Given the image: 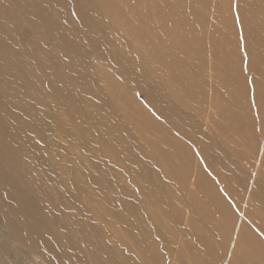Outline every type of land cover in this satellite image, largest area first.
Returning <instances> with one entry per match:
<instances>
[{
    "label": "rangeland",
    "instance_id": "rangeland-1",
    "mask_svg": "<svg viewBox=\"0 0 264 264\" xmlns=\"http://www.w3.org/2000/svg\"><path fill=\"white\" fill-rule=\"evenodd\" d=\"M12 1L0 264H264V0Z\"/></svg>",
    "mask_w": 264,
    "mask_h": 264
},
{
    "label": "bare ground",
    "instance_id": "bare-ground-1",
    "mask_svg": "<svg viewBox=\"0 0 264 264\" xmlns=\"http://www.w3.org/2000/svg\"><path fill=\"white\" fill-rule=\"evenodd\" d=\"M7 1V0H6ZM12 1V0H11ZM11 1H8L7 3L5 2V3H3V5H1L0 6V9H1V14H5V15H9V14H12V13H14V12H16L17 11V9H15L16 8V6L17 5H20V4H17L18 2H11ZM260 1V0H259ZM76 3V2H75ZM83 3V2H82ZM2 4V3H1ZM84 4H85V2H84ZM84 4H83V7H84ZM80 6V5H79ZM248 7H260L259 6V2L256 0V1H254L252 4H250V5H248ZM94 8V7H93ZM93 10V13H94V9H92ZM98 10V9H97ZM20 14V13H19ZM22 15V14H21ZM174 18H183L182 16H179V15H175L174 16ZM19 19V18H18ZM93 19H97V17H95V18H93ZM95 21V20H94ZM20 22V20L18 21V23ZM24 22H25V19H24ZM49 22V21H48ZM17 23V24H18ZM23 22H21V24H22ZM50 23H52V22H50ZM49 23V24H50ZM62 23V22H61ZM60 23V24H61ZM88 23V22H87ZM95 23V22H94ZM13 24V23H12ZM24 24V23H23ZM22 24V25H23ZM29 24V23H28ZM55 24V23H54ZM25 25V24H24ZM31 25V24H30ZM19 26H20V24H19ZM24 27V26H23ZM63 27H64V25H63ZM35 28V27H34ZM10 29V28H9ZM32 29V28H31ZM18 31H19V29H18ZM34 31V30H33ZM31 32V31H30ZM55 32H56V30H55ZM8 34V33H7ZM21 35V34H20ZM58 35L60 36V34L58 33ZM55 36H57V33H56V35ZM58 37V36H57ZM60 37H62V36H60ZM39 38V37H38ZM44 38V37H43ZM35 39V38H34ZM58 39H59V37H58ZM169 40V39H168ZM59 41V40H58ZM56 44V43H55ZM55 44H54V46H55ZM51 46V45H50ZM52 48V47H51ZM56 48H57V46H56ZM56 52V51H55ZM30 53V52H29ZM43 53V52H42ZM47 53V52H46ZM11 55V54H10ZM17 58V57H16ZM8 59V58H7ZM17 64V63H16ZM15 63H14V61L12 60V58L10 57V60L8 61L7 60V62H6V66L9 68V70H13V72L16 74L17 72H19L18 70H19V68H18V66L16 65ZM2 68V67H1ZM0 68V69H1ZM8 71V70H7ZM21 72V71H20ZM7 73V72H6ZM14 73H13V75H14ZM11 75H12V73H11ZM13 75H12V77H13ZM7 76V75H6ZM16 76H18V73H17V75ZM1 79H3V77L1 78ZM11 79V78H10ZM76 80V79H75ZM8 82V81H7ZM79 82V81H78ZM82 82V81H81ZM52 83V82H51ZM46 85V84H45ZM7 86V85H6ZM52 86V85H51ZM73 88V87H72ZM70 89V88H69ZM0 90H1V88H0ZM67 91V90H66ZM17 91H15V88H14V93H16ZM13 93V92H12ZM11 93V94H12ZM66 92H64V94H65ZM3 93H1V95H2ZM20 95V94H19ZM67 95H69L68 93H67ZM16 96H18V95H16ZM2 97V96H1ZM61 97H63V96H61ZM64 98H66L65 96H64ZM70 98V97H69ZM2 100H3V98H1ZM8 99V98H7ZM6 99V100H7ZM68 99V98H67ZM66 99V101H68ZM9 100V99H8ZM13 100V99H12ZM69 102V101H68ZM72 104V103H71ZM2 107V106H1ZM0 107V108H1ZM63 107V106H62ZM6 110V109H5ZM72 111V110H71ZM70 111V112H71ZM106 112H108V111H106ZM10 113H11V111H10ZM78 114V113H77ZM84 115V114H83ZM103 115V114H102ZM3 116H5V114L3 115ZM73 116H75V115H73ZM26 117V116H25ZM102 118H103V116H101ZM95 128H96V125H95ZM3 160V158H2V156H1V154H0V161H2ZM23 213H25V212H23ZM19 215V214H18ZM22 215V214H21ZM22 217V216H21ZM24 217V216H23ZM24 219H25V217H24ZM31 219H33L32 217H29V220L27 219L26 221H25V223H22V224H24V225H28L29 223H31L33 220H31Z\"/></svg>",
    "mask_w": 264,
    "mask_h": 264
}]
</instances>
